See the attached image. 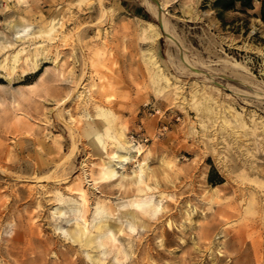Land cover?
<instances>
[{"label": "rangeland", "instance_id": "374dc122", "mask_svg": "<svg viewBox=\"0 0 264 264\" xmlns=\"http://www.w3.org/2000/svg\"><path fill=\"white\" fill-rule=\"evenodd\" d=\"M156 1L0 0V264H264L262 0Z\"/></svg>", "mask_w": 264, "mask_h": 264}, {"label": "bare ground", "instance_id": "6f19581e", "mask_svg": "<svg viewBox=\"0 0 264 264\" xmlns=\"http://www.w3.org/2000/svg\"><path fill=\"white\" fill-rule=\"evenodd\" d=\"M155 4L158 5V3H157L156 0H155ZM156 10H158V7L156 8ZM55 19H56V15L51 18V20L49 22V26H47L46 29L40 28V29L36 30V35L44 36V35L50 34L54 30V28H55V25H54ZM7 27L13 33V35H15V37L20 38V40H21L22 35H25L26 36V35H29V33H30V32H27L29 30L28 27L26 25H24V24L19 23V22H7ZM144 28H146V24L145 23H140V30H142ZM38 53L39 52H37V51L35 52L36 55ZM32 68L33 69H36L37 68V63H34ZM158 76L156 75V78H158ZM202 98H204V100L201 101L202 108H200V115L201 116H207V117L209 116V118H210L211 113H212V110H211L212 107H211V103H210L209 100L212 99V96L203 95ZM216 112H218V111H216ZM96 141H97V144L98 145L101 144V138L100 137H97ZM127 158H128V156H124L123 157V160H126ZM145 159H146V157L143 158V161ZM142 164H143V162H140L139 163V165H140L139 166V169L135 171V176H136L135 178H133L132 180H129L128 182H122L121 184L122 185L124 184L125 186L126 185H129V184H141L140 181L142 180L141 179V176H142V174H141L142 167L141 166H142ZM255 166L256 165L247 166V167H248V170L255 171L254 170L256 168ZM45 177H47V176H45ZM135 189L136 188H134V190ZM138 189H140V188H138ZM134 190H132V191H134ZM83 199L85 201H87V198L86 197H83ZM146 202L147 201H145V200L142 201V203H146ZM98 206H96V207H98ZM101 207L103 209L104 208V205H101ZM95 209H98V208H95ZM140 210L143 213L145 212L147 214V216L152 217V214H153L152 213V210H151V212L150 211L149 212L146 211L148 209H140ZM153 211L154 212L156 211V206L153 207ZM111 213H112V211L109 212V215ZM121 213L124 216L130 215L129 211H123ZM131 217H132L134 223L140 224L141 226L147 225V223L149 221L146 218L143 219V217H138V216H136V214H132V213H131ZM81 219H82L83 222H79V221L77 222V225L75 226V228H74V230L72 232V236H73V241L78 242L82 246H89V247L91 246L92 247L93 246L92 244H94L95 246H105L109 242H112V244L114 246L115 245L114 244V241L116 240L115 233L116 232L118 233V232H122L123 231L122 230V225H120V224H114L113 222H111V221L108 220L104 224L102 223L103 221H99L98 223H95L93 225L94 228H95V232L94 233H91V231L88 229V227L86 225V221H87L86 217L81 216ZM141 220L142 221H145V223L144 222H141ZM134 223H131L130 226H129V232H128L129 234H130V232L132 233L135 230ZM191 226H192V224H191ZM117 250H118L117 252H119V253L122 254L121 248H118ZM117 252H115V253L117 254ZM95 262L98 263V264H102V262L99 259H97Z\"/></svg>", "mask_w": 264, "mask_h": 264}, {"label": "trees", "instance_id": "16d2710c", "mask_svg": "<svg viewBox=\"0 0 264 264\" xmlns=\"http://www.w3.org/2000/svg\"><path fill=\"white\" fill-rule=\"evenodd\" d=\"M252 1L253 0H215L213 6L220 16L223 11L233 9L236 2H239L241 6L251 8ZM260 18L264 20V0L261 1Z\"/></svg>", "mask_w": 264, "mask_h": 264}]
</instances>
